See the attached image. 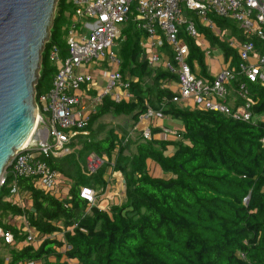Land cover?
Returning a JSON list of instances; mask_svg holds the SVG:
<instances>
[{
  "label": "trees",
  "instance_id": "1",
  "mask_svg": "<svg viewBox=\"0 0 264 264\" xmlns=\"http://www.w3.org/2000/svg\"><path fill=\"white\" fill-rule=\"evenodd\" d=\"M71 14L69 0H56L36 93L50 87L55 71L47 56L49 46L56 44L65 54L61 38ZM210 16L222 33L221 28H230L237 34L234 23ZM198 28L224 60L238 64L237 51L223 37ZM143 35L129 22L117 51L120 71L135 78L130 88L135 98L115 102L104 97L86 128L92 135V125L108 114L128 115L137 124L147 106L180 120L181 127L174 138L136 141L132 153H127L125 136L118 137L111 128L97 140H80L70 155L47 158L70 183L69 204L34 188L33 178L19 177L18 188L31 198L30 207L22 209L8 197L13 180L8 175L0 186V226L13 233L14 244L0 239L10 255L0 264H264V121L253 123L173 102L175 91L162 87L173 74L141 58ZM186 41L189 63L195 60L208 75L203 51L194 39ZM248 99L254 115L264 114V87L249 83ZM157 131L151 129L152 134ZM90 152L105 159L87 175L85 157ZM108 167L124 178V202L107 210L89 206L79 190L97 183L106 186ZM17 214L33 228L36 243H27L21 228L7 220Z\"/></svg>",
  "mask_w": 264,
  "mask_h": 264
},
{
  "label": "built area",
  "instance_id": "2",
  "mask_svg": "<svg viewBox=\"0 0 264 264\" xmlns=\"http://www.w3.org/2000/svg\"><path fill=\"white\" fill-rule=\"evenodd\" d=\"M69 1L72 14L61 38L65 54L62 55L58 45L49 46L47 56L55 66L51 84L42 93L34 91L38 119L35 137L15 153L0 179L1 186L8 175L12 177L8 197L15 199L22 209L30 207L31 198L18 188L19 177L33 178L34 188L69 204L70 183L62 172L50 166L47 158L70 155L79 139H87L90 115L104 97L115 102L135 98L130 90L134 79L120 71L117 53L122 31L129 22L144 33L140 42L144 49L141 58L150 66H160L174 75L177 89L171 97L173 102L183 103L191 110L215 111L253 123L264 121V114L252 113L248 99L249 83L264 87V0ZM210 15L236 24L242 37L225 38L227 45L237 51L238 64L223 67L211 77L193 70L185 40L192 38L203 47L197 21L213 30ZM238 76L244 80L237 81ZM159 111L147 106L139 116V123L150 124L157 117L165 116ZM160 129L168 135L177 133L172 127L162 125ZM150 132V127L145 126L141 139H151ZM127 140L126 136L123 143ZM104 159L94 152L88 153L85 173L94 174ZM105 187L98 183L82 186L79 195L92 206L97 193L104 192ZM7 220L18 223L17 228L24 232L27 243H36L34 230L23 214ZM0 239L5 244H14L13 233L1 226Z\"/></svg>",
  "mask_w": 264,
  "mask_h": 264
},
{
  "label": "water",
  "instance_id": "3",
  "mask_svg": "<svg viewBox=\"0 0 264 264\" xmlns=\"http://www.w3.org/2000/svg\"><path fill=\"white\" fill-rule=\"evenodd\" d=\"M55 4L0 0V179L38 122L34 86Z\"/></svg>",
  "mask_w": 264,
  "mask_h": 264
},
{
  "label": "rangeland",
  "instance_id": "4",
  "mask_svg": "<svg viewBox=\"0 0 264 264\" xmlns=\"http://www.w3.org/2000/svg\"><path fill=\"white\" fill-rule=\"evenodd\" d=\"M45 44V43H44ZM44 48V46H43ZM42 48V49H43ZM205 53L207 51L210 52L207 57H210L211 59H220L221 63L224 64V60L222 59V51L217 46L209 45L206 42L205 47ZM214 63V61H212ZM217 62V61H215ZM182 105V103H180ZM170 121L174 124H181L180 120L177 119H170ZM137 123L133 122L131 118L128 115H115V114H108L105 117L99 119L96 121V123L93 126V136L91 135L90 138L92 140H97L98 138L104 137L108 134L110 127H113V131L117 130V136L120 137L121 135H124L125 137H128L129 144L127 145V153H132L135 151L134 143L136 141H139L142 138V127ZM151 125V124H150ZM115 127V128H114ZM180 127L174 126V130H178ZM151 129V128H150ZM153 129H158L156 132L158 135H160L159 129L157 126H154ZM123 133V134H122ZM154 133V135L156 134ZM151 135H153L150 132ZM156 134V136H157ZM168 135V134H167ZM175 134L166 136L169 138H174ZM78 149L75 150V152ZM165 176V175H164ZM116 184L115 186L112 185V180L108 183V186L105 187L104 192H98L96 199L94 201L96 207L100 209H109L110 205L113 204H121L124 202V191H125V185H124V178L122 174L118 171L117 174H115ZM107 181V180H105ZM112 185L113 188L109 189V186ZM25 205V203H23ZM55 235V234H54ZM58 234H56L57 236ZM9 249L2 246L0 244V259H4L5 261L9 260Z\"/></svg>",
  "mask_w": 264,
  "mask_h": 264
},
{
  "label": "crops",
  "instance_id": "5",
  "mask_svg": "<svg viewBox=\"0 0 264 264\" xmlns=\"http://www.w3.org/2000/svg\"><path fill=\"white\" fill-rule=\"evenodd\" d=\"M197 21V20H196ZM197 25L198 26H201V27H203L204 29H210V31L214 34V35H217V36H219V37H223L224 39L225 38H234V39H240V37H239V29L237 30V34H235L233 31H231V29L230 28H221L222 30H224V32L222 33V31L220 30V28H218L217 26H215L214 24V29L212 30L210 27H205V26H203L199 21H197ZM236 25V24H235ZM201 32V31H200ZM217 33V34H216ZM218 33H219V35H218ZM187 38H189V37H186L185 38V40L187 39ZM201 43H202V45H203V47L201 46V45H199V47H200V49L203 51V54H204V63H205V65H206V68H207V72H208V76H212L213 74H215V72L216 71H219L221 68H223V67H234V66H236V65H232L231 63H230V60H224V58H223V53H222V59L224 60V64H222L221 63V61H220V59H211L210 57H207V55H209L210 54V52L208 51V53H205V47H206V42L209 44V45H212L211 43H210V41L208 40V39H206V38H204V36H203V34H202V32H201ZM142 40V39H141ZM226 40V39H225ZM186 43H187V41H186ZM212 46H214V45H212ZM212 61H214V63L212 62ZM215 61H217V62H215ZM192 68H193V70L195 71V72H197V73H199V74H204L202 71H201V68L199 67V65L197 64V62L195 61V60H193V62H192ZM162 68V67H161ZM164 69V68H163ZM164 70H166V69H164ZM207 75V74H206ZM174 76V75H173ZM173 76H169L168 78H166V80H164L163 82H162V87H165V88H168V89H171L172 91H176V89H177V86H176V83L173 81ZM128 77H131V78H133V79H135L134 77H132V76H129L128 75ZM228 89H229V96L230 97H232V99L234 98V96L232 95V90H231V88H229L228 87ZM182 105H184L183 103H182ZM185 106V105H184ZM96 110V109H95ZM94 110V111H95ZM105 117V116H104ZM103 118V117H102ZM170 119H172L170 116H162V117H157L154 121H153V123H148V122H144V123H138L141 127H142V129L145 127V126H149L151 129H153L154 128V126H157L158 128H160V126H166V127H169V128H173L174 126H178V127H181V124H174V123H172L171 121H170ZM137 125V124H136ZM138 125V126H139ZM93 126H94V124L92 125V130H93ZM110 128H113L112 126L110 127ZM115 128V127H114ZM87 130H88V132H89V134L87 135L88 137L87 138H90V136H91V130L90 129H88L87 128ZM161 130V129H160ZM114 132H116L117 133V130L116 131H114ZM123 134V133H122ZM157 134V133H156ZM156 134L154 135L153 134V138H155V139H164V138H166V136H168L167 134H164L162 131L160 132V135H158L157 134V136H156ZM80 140L81 139H79L74 145H73V149H74V151L76 150V149H79V147H80ZM73 151V152H74ZM85 159H86V157H85ZM85 168H86V163H85ZM85 170V169H84ZM117 172L118 171H114V170H112L110 167H108L107 168V170H106V172H105V174L103 175V178L105 179V180H107V182H110L111 180H112V185L113 186H115V185H117L116 184V179H115V174H117ZM120 172V171H119ZM121 173V172H120ZM165 176H167V175H165ZM112 185H110L109 186V189L110 188H113L112 187ZM125 185V184H124ZM106 186H108V183H106ZM110 207V206H109ZM29 208V207H28ZM105 210V209H104ZM14 222V221H13ZM18 227H19V225H18V223H15Z\"/></svg>",
  "mask_w": 264,
  "mask_h": 264
},
{
  "label": "bare ground",
  "instance_id": "6",
  "mask_svg": "<svg viewBox=\"0 0 264 264\" xmlns=\"http://www.w3.org/2000/svg\"><path fill=\"white\" fill-rule=\"evenodd\" d=\"M33 132V131H32ZM32 132H31V134H30V136L28 137V139L25 141V143L23 144V146L22 147H24L33 137H35V131L33 132V134H32Z\"/></svg>",
  "mask_w": 264,
  "mask_h": 264
}]
</instances>
